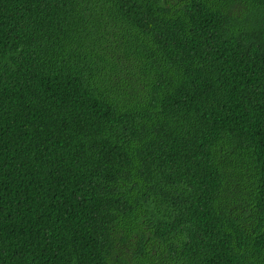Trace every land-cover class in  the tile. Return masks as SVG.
Listing matches in <instances>:
<instances>
[{
  "label": "trees",
  "instance_id": "obj_1",
  "mask_svg": "<svg viewBox=\"0 0 264 264\" xmlns=\"http://www.w3.org/2000/svg\"><path fill=\"white\" fill-rule=\"evenodd\" d=\"M0 264H264V0H0Z\"/></svg>",
  "mask_w": 264,
  "mask_h": 264
}]
</instances>
